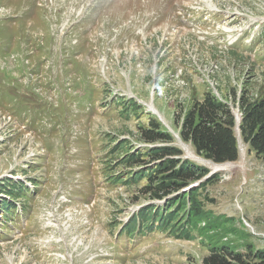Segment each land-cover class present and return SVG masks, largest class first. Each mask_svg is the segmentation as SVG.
Wrapping results in <instances>:
<instances>
[{
	"label": "rangeland",
	"instance_id": "rangeland-1",
	"mask_svg": "<svg viewBox=\"0 0 264 264\" xmlns=\"http://www.w3.org/2000/svg\"><path fill=\"white\" fill-rule=\"evenodd\" d=\"M263 28L264 0H0V182L30 188L7 224L0 211V264H203L217 240L264 248V160L237 127L239 158L216 171L192 240H131L123 224L152 203L145 180L108 179L115 142L144 146L150 118L177 134L207 93L240 118L263 98Z\"/></svg>",
	"mask_w": 264,
	"mask_h": 264
},
{
	"label": "trees",
	"instance_id": "trees-1",
	"mask_svg": "<svg viewBox=\"0 0 264 264\" xmlns=\"http://www.w3.org/2000/svg\"><path fill=\"white\" fill-rule=\"evenodd\" d=\"M261 35L264 36V28ZM132 108L137 109V106ZM241 112V135L264 160V97L243 100ZM236 127L237 120L231 106L207 93L186 112L179 137L184 143H191L196 154L203 159L223 164L239 158ZM139 134L147 146L133 148L123 139L116 141L109 151L113 160L110 182L139 185L145 180L139 192L152 201L142 204L131 214L122 231L128 233L131 240L153 232L192 240V231L198 223L206 219L210 221L212 213L205 208V201H211L207 188L219 181L220 174L210 175L208 167L185 157L174 135L153 118L149 119L147 126L139 128ZM119 167H123L122 170H118ZM197 182L198 185L192 186ZM29 191L27 184L20 180L6 178L0 182V211L5 224L17 215L19 211L16 209L23 208H15L16 201L24 199L27 203ZM203 264H264V248L249 244L241 251L238 246L217 240L203 258Z\"/></svg>",
	"mask_w": 264,
	"mask_h": 264
},
{
	"label": "bare ground",
	"instance_id": "bare-ground-1",
	"mask_svg": "<svg viewBox=\"0 0 264 264\" xmlns=\"http://www.w3.org/2000/svg\"><path fill=\"white\" fill-rule=\"evenodd\" d=\"M46 20H47V22L50 21V23H51V22H56V21L58 20V10L53 14V17L49 16V18L46 19ZM45 30H46V29H45ZM67 45H68V44H66V47H67ZM149 108H150L153 112H155V113H157L159 116H161L160 113L158 112V110L154 107V104H153V103L150 104V107H149ZM240 121H241V119L238 118V128H239ZM225 164H230V163L215 164V167H216L217 171L220 170V169H223V168H224L223 165H225ZM216 169H215V170H216Z\"/></svg>",
	"mask_w": 264,
	"mask_h": 264
}]
</instances>
